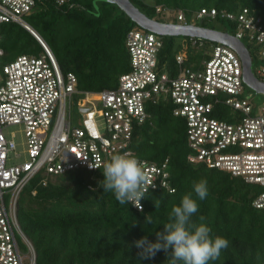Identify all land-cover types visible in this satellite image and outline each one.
<instances>
[{"label": "built area", "instance_id": "obj_1", "mask_svg": "<svg viewBox=\"0 0 264 264\" xmlns=\"http://www.w3.org/2000/svg\"><path fill=\"white\" fill-rule=\"evenodd\" d=\"M39 1L0 0V42L2 24L11 22L28 29L41 45L38 53L21 54L0 68V264H25L26 258L27 264H36L34 245L19 222L18 202L24 187L38 174L103 171V163L112 155L129 153L145 165L148 191H175L170 185L169 160L141 158L131 146L135 129L152 118L149 106L161 100H171L173 114L186 121L191 162L264 187V114H254L251 102L242 97L244 68L235 49L191 37L193 49L204 53L199 65H189L183 52L176 55V68L170 71L159 64L162 35L137 24L126 35L130 70L121 75L117 87L80 90L76 74L62 70L51 47L25 19ZM53 1L63 6L72 0ZM170 13L168 8L156 7L157 15ZM174 14L179 24H192L189 16L230 22L233 35L253 45V52L249 48L253 71L264 81L263 15L249 8L230 12L215 7ZM80 94L77 103L83 117L75 126L71 108ZM226 106L229 114L221 117ZM12 126L24 134L22 150L15 131L6 132ZM140 204L138 209L142 199ZM253 205L264 208V192Z\"/></svg>", "mask_w": 264, "mask_h": 264}, {"label": "trees", "instance_id": "obj_2", "mask_svg": "<svg viewBox=\"0 0 264 264\" xmlns=\"http://www.w3.org/2000/svg\"><path fill=\"white\" fill-rule=\"evenodd\" d=\"M131 1L150 17L159 16L157 6L173 13L184 10L188 15L205 7L230 12L249 8L264 16V0ZM28 17L27 22L51 47L62 70L76 74L80 90L115 88L121 75L130 70L126 35L137 23L118 4L110 0H72L59 6L53 0H41ZM217 21L229 26L219 30L234 33L230 22ZM1 34L4 49L0 48L7 58L2 66L21 54L38 53L35 43L41 51L35 36L20 24L3 23ZM162 39L160 67L174 70L179 53L187 54V63L193 67L204 56L203 50L193 49L189 36L179 44L173 36ZM149 110L152 118L135 129L131 146L141 158L169 160L170 185L175 191L149 190L142 198V209H138L131 203L121 205L112 192L103 191V171L38 174L24 187L18 202L19 222L34 245L36 264H169L171 249L157 252L150 260L141 259L135 241L146 236L155 242V233L163 230L172 207L179 206L187 194L199 206L192 222L209 226L213 238L221 236L229 241L219 258L209 264H264V208L253 205L264 187L191 162L186 121L173 114L171 100L152 103ZM224 110L226 114L221 117L229 114V107ZM201 179L208 187L204 200L193 189ZM147 216L152 223L146 222Z\"/></svg>", "mask_w": 264, "mask_h": 264}, {"label": "clouds", "instance_id": "obj_3", "mask_svg": "<svg viewBox=\"0 0 264 264\" xmlns=\"http://www.w3.org/2000/svg\"><path fill=\"white\" fill-rule=\"evenodd\" d=\"M90 167L100 168L101 165L91 164ZM102 168L104 179L100 186L103 191L112 192L121 205L131 203L141 208L140 201L150 186L143 162L129 153L114 154L103 163ZM193 189L200 200L208 195L207 181L204 179L194 183ZM155 206L159 207L158 201ZM198 207L191 194L184 195L180 205L172 207L163 230L155 233V242L149 241L146 236L135 241V246L140 249V258L150 260L157 252L168 253L171 249L169 264H209L217 260L221 250L228 247L229 241L221 236L213 238L209 226L192 222L191 218L198 212ZM199 219L203 221L204 217ZM146 222L152 223L149 216Z\"/></svg>", "mask_w": 264, "mask_h": 264}, {"label": "water", "instance_id": "obj_4", "mask_svg": "<svg viewBox=\"0 0 264 264\" xmlns=\"http://www.w3.org/2000/svg\"><path fill=\"white\" fill-rule=\"evenodd\" d=\"M118 4L138 25L158 33L159 35H184L202 37L214 42H221L231 46L240 55L244 68V81L258 92H264V81L259 79L253 71L252 55L248 46L233 34L197 24H179L159 21L155 16L150 17L142 12L131 0H110Z\"/></svg>", "mask_w": 264, "mask_h": 264}, {"label": "rangeland", "instance_id": "obj_5", "mask_svg": "<svg viewBox=\"0 0 264 264\" xmlns=\"http://www.w3.org/2000/svg\"><path fill=\"white\" fill-rule=\"evenodd\" d=\"M171 15H159L156 16V18L159 21L163 22H169V23H178L179 21L176 19V16L173 15L174 13H170ZM25 19L29 21V17L25 16ZM189 23H195L197 25L203 26V27H208V28H213V29H223L225 27L229 26L227 25V22H225V25L223 23H220L217 20H208L206 18L203 19H192L190 16L188 17ZM225 26V27H224ZM223 31V30H221ZM169 36V35H168ZM171 36V35H170ZM184 35H174L173 40L176 44H179L183 42ZM36 49H39L40 47L37 43L34 44ZM246 45L250 48V50L253 52V45L249 44V42L246 43ZM1 48H3L0 45ZM4 49V48H3ZM7 58L5 56L0 55V68L4 62H6ZM83 95L80 94L78 96L74 97V105L71 108V114H72V122L73 125L77 126L81 123L83 114L81 112L82 106L77 103V100L81 98ZM242 97L245 99H248L251 102V105L253 107V113L256 115L264 114V92H258L254 88H251L249 85L245 84L244 91L242 93ZM15 131V136L14 139L18 143V148L19 150H22L24 148V142H25V137L24 134L19 130L18 126H12L6 129V132L8 135H10V132ZM24 158V157H23ZM23 160V159H22ZM23 252H25L24 247ZM25 264H27V258L25 259Z\"/></svg>", "mask_w": 264, "mask_h": 264}]
</instances>
